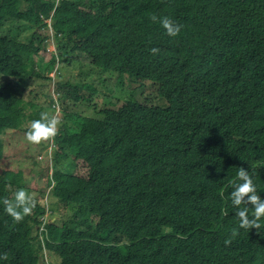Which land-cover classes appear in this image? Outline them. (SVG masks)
<instances>
[{
	"label": "trees",
	"instance_id": "1",
	"mask_svg": "<svg viewBox=\"0 0 264 264\" xmlns=\"http://www.w3.org/2000/svg\"><path fill=\"white\" fill-rule=\"evenodd\" d=\"M162 16L180 25L177 36L165 34ZM26 32L33 38L24 43ZM69 55L138 88L190 94L197 115L163 98L128 99L101 118L64 103L56 135L38 146L54 151L37 191L47 188L69 217L46 223L35 197L14 220L2 201L27 186L20 171L0 170V264H40L33 229L53 264H264V217L239 228L229 195L243 168L264 198V0H0V163L2 137L26 134L40 118L25 98L31 82L54 85L42 74H59ZM57 89L74 104L96 94L84 84Z\"/></svg>",
	"mask_w": 264,
	"mask_h": 264
},
{
	"label": "rangeland",
	"instance_id": "2",
	"mask_svg": "<svg viewBox=\"0 0 264 264\" xmlns=\"http://www.w3.org/2000/svg\"><path fill=\"white\" fill-rule=\"evenodd\" d=\"M32 38V32H26L21 36V41L27 43ZM44 38L50 40L44 43L45 48H48L50 54L56 55V44L53 37L49 36V34H44L43 39ZM69 57L72 59L70 64L66 65L60 62V66L58 65L59 69H57L59 74L56 76L55 70H47L42 74V77L53 78L54 85H50L49 83L51 82H46L43 79L33 80L29 87L31 95H28L27 93L25 96L27 101L35 103V111L40 114L46 113L49 118L55 117L58 120V123L64 119V103H66L67 108L70 111L82 113L84 117L101 118V115L97 113L100 110L119 105L128 99L140 101L144 98H149L150 102H155L158 98H163L172 105L174 111L178 114L190 118H194L197 115L199 105L193 100L190 94L173 90L170 87L156 88V86L149 82L142 84V87L138 88V86L132 83L127 76H120L92 68L81 55H69ZM49 62V58L45 60V63ZM66 82L71 83L72 85L84 84L92 86L96 91L95 95L89 96V94L84 92L88 98H91V103L74 104L71 100L66 102L60 101L61 97H58L56 94V91H58L57 85ZM38 92L39 96L37 97ZM51 100L53 101L52 105L54 109L50 107L49 101ZM27 111H30V109ZM28 125H31L30 121L27 122L26 126ZM2 139L5 146V152L4 159L0 163V170L11 168L21 172L19 182L27 186V189H23L26 195L31 199H35V197L41 198L42 203L40 204L44 205L45 208H48L49 210L45 214L43 221L53 222L56 220L62 221L67 219L69 217L68 208L64 209L59 207L55 200L50 196H47V188L45 195L42 196L37 191V189L43 185L44 181L46 182L47 180H42L40 174L47 175L44 173L43 168L47 166V156L49 157V160L52 158L54 148H48L47 154L43 148L38 147L39 144L42 143V140L40 142H31L27 139L26 134L13 133L11 131L7 132ZM30 153L33 157L40 159L39 162H37L38 164H34L31 160ZM66 170L71 171V166ZM48 175H50V170L48 171ZM10 192L13 196L16 191L14 192V188H12L10 189ZM32 234L34 247H36L41 255L40 264L55 263L56 261L53 257H49L47 254L40 251L41 241L37 235V229H33Z\"/></svg>",
	"mask_w": 264,
	"mask_h": 264
},
{
	"label": "clouds",
	"instance_id": "3",
	"mask_svg": "<svg viewBox=\"0 0 264 264\" xmlns=\"http://www.w3.org/2000/svg\"><path fill=\"white\" fill-rule=\"evenodd\" d=\"M151 20L155 22L157 17L153 15ZM158 22L169 37L177 36L180 31V25L168 16L160 17ZM152 51L155 52L156 49H152ZM57 124L58 120L55 117L49 118L46 113H42L39 119L31 122V130L26 133L27 139L31 142H40L53 137L56 135ZM236 178L232 181V190L229 195L231 205L235 209V216L239 222L238 227L245 229L249 226L260 227L259 221L264 217V198L259 195L258 186L247 170L240 168L236 172ZM2 202L4 211L16 221L29 214L32 208L31 199L23 189H19L14 193L13 200L4 199Z\"/></svg>",
	"mask_w": 264,
	"mask_h": 264
},
{
	"label": "bare ground",
	"instance_id": "4",
	"mask_svg": "<svg viewBox=\"0 0 264 264\" xmlns=\"http://www.w3.org/2000/svg\"><path fill=\"white\" fill-rule=\"evenodd\" d=\"M47 223V222H46Z\"/></svg>",
	"mask_w": 264,
	"mask_h": 264
}]
</instances>
